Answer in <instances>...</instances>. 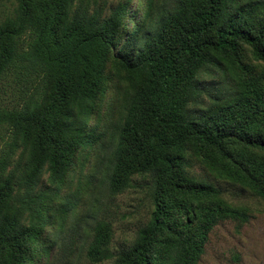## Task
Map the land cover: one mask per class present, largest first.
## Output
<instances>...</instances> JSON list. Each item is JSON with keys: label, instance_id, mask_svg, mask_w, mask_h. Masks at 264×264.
Masks as SVG:
<instances>
[{"label": "trees", "instance_id": "16d2710c", "mask_svg": "<svg viewBox=\"0 0 264 264\" xmlns=\"http://www.w3.org/2000/svg\"><path fill=\"white\" fill-rule=\"evenodd\" d=\"M10 76L0 264H52L74 217L91 220V261L199 264L216 226L249 219L223 183L264 200V0H14L0 86ZM97 180L107 218L77 212ZM129 188L150 211L114 248Z\"/></svg>", "mask_w": 264, "mask_h": 264}, {"label": "rangeland", "instance_id": "374dc122", "mask_svg": "<svg viewBox=\"0 0 264 264\" xmlns=\"http://www.w3.org/2000/svg\"><path fill=\"white\" fill-rule=\"evenodd\" d=\"M13 7L14 0H0V20L9 14ZM257 63L262 66V63ZM19 99L17 79L10 76L0 86V100L12 107ZM8 135L7 130L0 132V152L4 141L9 138ZM194 170L197 174L201 172L198 164L194 165ZM223 185L229 188L227 196L232 202L249 208V219L244 222L228 219L216 226L199 264H264V200L243 194L238 186L231 183L225 182ZM111 208L114 226L112 244L117 248L131 241L138 226L147 220L150 200L144 190L129 188L112 200ZM77 210L78 213L98 211L101 216L107 218V191L102 181L97 180L91 191L85 194ZM69 222L76 223V230L65 235L62 247H53L52 264H114L112 260L94 262L86 256L91 239V220L74 217V220Z\"/></svg>", "mask_w": 264, "mask_h": 264}]
</instances>
